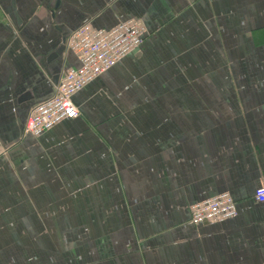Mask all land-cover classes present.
Returning a JSON list of instances; mask_svg holds the SVG:
<instances>
[{
    "label": "crops",
    "instance_id": "0c3cea01",
    "mask_svg": "<svg viewBox=\"0 0 264 264\" xmlns=\"http://www.w3.org/2000/svg\"><path fill=\"white\" fill-rule=\"evenodd\" d=\"M140 46L24 132L83 23ZM0 264H264V0H0ZM228 192L237 214L189 223Z\"/></svg>",
    "mask_w": 264,
    "mask_h": 264
},
{
    "label": "built area",
    "instance_id": "2783aa9c",
    "mask_svg": "<svg viewBox=\"0 0 264 264\" xmlns=\"http://www.w3.org/2000/svg\"><path fill=\"white\" fill-rule=\"evenodd\" d=\"M144 33L145 25L138 18L121 20L108 29L83 23L71 31L64 46L76 55L79 65L60 73L54 94L33 106L24 132L39 136L65 119L76 118L79 110L73 103V95L140 46ZM3 154L0 142V156ZM254 200L264 202V186L255 189ZM189 210L191 224L220 221L237 214L235 201L228 192L193 203Z\"/></svg>",
    "mask_w": 264,
    "mask_h": 264
},
{
    "label": "water",
    "instance_id": "95a60500",
    "mask_svg": "<svg viewBox=\"0 0 264 264\" xmlns=\"http://www.w3.org/2000/svg\"><path fill=\"white\" fill-rule=\"evenodd\" d=\"M64 50V45H60V47L57 49L56 53L60 54Z\"/></svg>",
    "mask_w": 264,
    "mask_h": 264
}]
</instances>
